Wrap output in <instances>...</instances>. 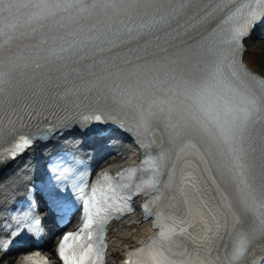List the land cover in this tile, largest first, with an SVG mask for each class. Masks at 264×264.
<instances>
[{
  "label": "snow or ice",
  "instance_id": "obj_1",
  "mask_svg": "<svg viewBox=\"0 0 264 264\" xmlns=\"http://www.w3.org/2000/svg\"><path fill=\"white\" fill-rule=\"evenodd\" d=\"M258 22L264 23V0H0V140L16 133L12 115L31 107L25 88L37 103L41 94L60 88V81L73 82L61 97L110 96L131 110L137 127L162 125L179 149L161 146L143 161L146 167L126 170L129 176L148 173L135 192L151 195L154 203L168 198L165 193L176 185L173 157L196 148L178 142L204 140L219 154L218 167L234 196L222 193L209 208L202 199L188 198L189 177H182L177 190L183 207L172 204L167 215L173 225H156L158 235L127 252L123 264H246L250 250L264 245V78L242 67L236 56ZM121 46L133 55H104ZM42 70L45 79L38 80ZM30 143L20 135L15 147ZM100 179L111 177L105 173ZM110 199L97 198L94 189L85 200L84 224L58 247L63 264L102 259L106 225L118 218L114 214H124L123 200ZM157 215L165 216L163 205ZM196 216L202 229L191 223ZM176 224L185 226L177 230ZM93 225L98 246L88 231ZM81 233L89 243H79ZM224 236L228 243L221 251L215 241ZM45 259L37 253L24 257V264Z\"/></svg>",
  "mask_w": 264,
  "mask_h": 264
},
{
  "label": "bare ground",
  "instance_id": "obj_2",
  "mask_svg": "<svg viewBox=\"0 0 264 264\" xmlns=\"http://www.w3.org/2000/svg\"><path fill=\"white\" fill-rule=\"evenodd\" d=\"M261 42L262 43L257 47V49H254L253 52L251 49L249 53L245 54V59L251 69L259 72L261 75L264 76V55H260L261 57L257 56L259 54V51L264 53V40ZM19 178L20 177L18 173H13L7 180L9 183H7L6 181L0 183V205L3 201V197H8L10 192H12L11 190L13 189V186H15L21 179ZM118 227L119 230H115L116 232L113 233L114 257H116V254L119 250L131 243L136 237L143 236V238H146L150 235L147 229H145L143 226L140 227L132 224L130 220L121 223L120 225H118Z\"/></svg>",
  "mask_w": 264,
  "mask_h": 264
},
{
  "label": "rangeland",
  "instance_id": "obj_3",
  "mask_svg": "<svg viewBox=\"0 0 264 264\" xmlns=\"http://www.w3.org/2000/svg\"><path fill=\"white\" fill-rule=\"evenodd\" d=\"M254 46V45H253ZM259 57H261L260 55H259Z\"/></svg>",
  "mask_w": 264,
  "mask_h": 264
}]
</instances>
